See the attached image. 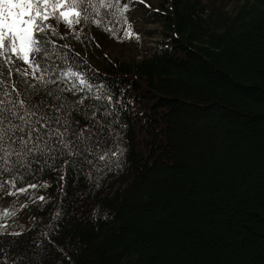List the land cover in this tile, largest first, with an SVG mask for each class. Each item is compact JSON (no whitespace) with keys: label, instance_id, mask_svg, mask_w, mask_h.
Wrapping results in <instances>:
<instances>
[{"label":"trees","instance_id":"1","mask_svg":"<svg viewBox=\"0 0 264 264\" xmlns=\"http://www.w3.org/2000/svg\"><path fill=\"white\" fill-rule=\"evenodd\" d=\"M143 5L157 38L137 58L97 36L124 10L65 31L47 21L46 89L95 109L120 154L26 159L0 189V264L264 263V0ZM13 61L19 84L28 65Z\"/></svg>","mask_w":264,"mask_h":264},{"label":"snow or ice","instance_id":"2","mask_svg":"<svg viewBox=\"0 0 264 264\" xmlns=\"http://www.w3.org/2000/svg\"><path fill=\"white\" fill-rule=\"evenodd\" d=\"M113 8L123 15L127 5L120 9L119 0H0V176L10 177L0 180V189L7 184L15 186L23 179L19 169H30L26 159L38 162L44 156L48 159L68 156L64 163L71 165L73 157L85 152L93 153L100 161H113L120 154L118 147L107 146L111 125L97 119L95 109L88 116L79 109L82 100L72 102L75 106L70 107L67 98L62 97L63 90L46 89L47 83L56 81L46 80L50 69L41 63L48 58L45 33L52 28L47 23L50 18L69 25L82 21L99 25L101 20L93 19V13L103 9L105 15H114L108 11ZM13 57L31 70H16L21 77L19 84L11 80ZM59 74L57 71L56 75ZM63 75L78 77L76 72ZM85 83L80 80L81 85ZM78 114L88 122L81 125L76 119ZM103 115L107 117L110 113L105 111ZM4 214L10 213L4 210Z\"/></svg>","mask_w":264,"mask_h":264},{"label":"rangeland","instance_id":"3","mask_svg":"<svg viewBox=\"0 0 264 264\" xmlns=\"http://www.w3.org/2000/svg\"><path fill=\"white\" fill-rule=\"evenodd\" d=\"M131 1V0H128ZM133 1V0H132ZM138 3L148 4L150 6H157L158 2L162 0H134ZM208 1V0H203ZM218 1V0H212ZM221 1V0H220ZM227 8L234 6L236 0H222ZM138 3L131 6L124 4L120 5L124 8V20L115 23L111 28H102V32L98 33V39L102 41L104 50L110 56L127 59L129 57H139L152 50L155 45L157 34L155 29L158 25L154 22L146 20L143 16L145 5ZM78 24L69 25L65 22L59 25L60 30L65 31L70 28L77 27ZM20 67L26 68L23 61L16 59Z\"/></svg>","mask_w":264,"mask_h":264},{"label":"bare ground","instance_id":"4","mask_svg":"<svg viewBox=\"0 0 264 264\" xmlns=\"http://www.w3.org/2000/svg\"><path fill=\"white\" fill-rule=\"evenodd\" d=\"M149 10V9H148Z\"/></svg>","mask_w":264,"mask_h":264},{"label":"water","instance_id":"5","mask_svg":"<svg viewBox=\"0 0 264 264\" xmlns=\"http://www.w3.org/2000/svg\"><path fill=\"white\" fill-rule=\"evenodd\" d=\"M264 264V263H263Z\"/></svg>","mask_w":264,"mask_h":264}]
</instances>
